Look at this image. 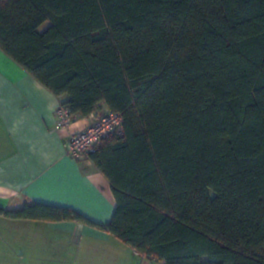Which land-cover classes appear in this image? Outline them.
Instances as JSON below:
<instances>
[{
	"label": "trees",
	"instance_id": "obj_1",
	"mask_svg": "<svg viewBox=\"0 0 264 264\" xmlns=\"http://www.w3.org/2000/svg\"><path fill=\"white\" fill-rule=\"evenodd\" d=\"M0 49L74 119L104 103L124 132L89 156L107 225L1 215L85 223L166 264H264V0H0Z\"/></svg>",
	"mask_w": 264,
	"mask_h": 264
},
{
	"label": "crops",
	"instance_id": "obj_2",
	"mask_svg": "<svg viewBox=\"0 0 264 264\" xmlns=\"http://www.w3.org/2000/svg\"><path fill=\"white\" fill-rule=\"evenodd\" d=\"M61 100L0 49V209L60 206L107 225L117 206L110 182L90 159H73L66 147L91 116L75 119L67 130L57 128ZM98 111L109 109L102 103ZM0 244V264H166L75 221L0 214Z\"/></svg>",
	"mask_w": 264,
	"mask_h": 264
},
{
	"label": "built area",
	"instance_id": "obj_3",
	"mask_svg": "<svg viewBox=\"0 0 264 264\" xmlns=\"http://www.w3.org/2000/svg\"><path fill=\"white\" fill-rule=\"evenodd\" d=\"M56 111L57 128L67 130L75 121L72 111L62 103ZM123 134V120L119 113L96 111L91 114V124L87 128L71 134L66 146L67 152L76 160L89 159L105 138Z\"/></svg>",
	"mask_w": 264,
	"mask_h": 264
},
{
	"label": "rangeland",
	"instance_id": "obj_4",
	"mask_svg": "<svg viewBox=\"0 0 264 264\" xmlns=\"http://www.w3.org/2000/svg\"><path fill=\"white\" fill-rule=\"evenodd\" d=\"M49 28V24L48 23H46V24H44L43 26H41V29H40V31H45L46 29H48ZM0 248L1 249H3V247H1V244H0Z\"/></svg>",
	"mask_w": 264,
	"mask_h": 264
}]
</instances>
